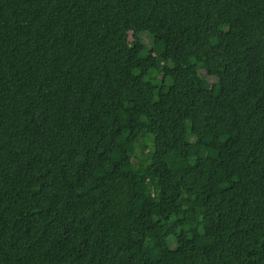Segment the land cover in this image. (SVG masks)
Listing matches in <instances>:
<instances>
[{"label": "trees", "instance_id": "1", "mask_svg": "<svg viewBox=\"0 0 264 264\" xmlns=\"http://www.w3.org/2000/svg\"><path fill=\"white\" fill-rule=\"evenodd\" d=\"M0 264H264V0H0Z\"/></svg>", "mask_w": 264, "mask_h": 264}, {"label": "rangeland", "instance_id": "2", "mask_svg": "<svg viewBox=\"0 0 264 264\" xmlns=\"http://www.w3.org/2000/svg\"><path fill=\"white\" fill-rule=\"evenodd\" d=\"M146 42L148 43L149 42V39L148 38H145Z\"/></svg>", "mask_w": 264, "mask_h": 264}]
</instances>
